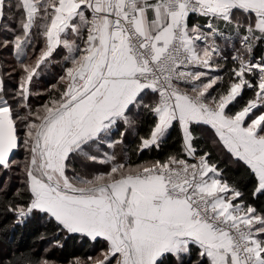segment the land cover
I'll list each match as a JSON object with an SVG mask.
<instances>
[{"label":"snow or ice","instance_id":"snow-or-ice-1","mask_svg":"<svg viewBox=\"0 0 264 264\" xmlns=\"http://www.w3.org/2000/svg\"><path fill=\"white\" fill-rule=\"evenodd\" d=\"M0 174V264H264V0H0Z\"/></svg>","mask_w":264,"mask_h":264},{"label":"trees","instance_id":"trees-1","mask_svg":"<svg viewBox=\"0 0 264 264\" xmlns=\"http://www.w3.org/2000/svg\"><path fill=\"white\" fill-rule=\"evenodd\" d=\"M7 55V54H6ZM9 59H11V57L9 56ZM57 59H59V57H57ZM58 70V69H56ZM50 77L46 76L44 78H42L41 80V85H46L49 82ZM248 95L250 96L251 93L249 92ZM173 135H175V133H173ZM174 144H170L169 147L166 150H172V148L174 147ZM216 152H218L220 154V156L222 157V163L228 164L229 163V156L224 153L221 152L220 149H215ZM164 153H157V152H152L151 154L145 152L141 158L142 159H152L155 158L157 156L163 155ZM17 159L22 158L21 156H17ZM135 159V157H133ZM238 170L236 168L235 165H232L230 167V174H237ZM5 179V175L4 174H0V183L3 182V180ZM15 179V178H14ZM35 233V228L32 226H29L27 228L24 229H20L17 228L14 232L10 231L7 234L4 233H0V243L3 247L4 250H11L12 248L18 249L22 252H27L30 249H32L33 247V235ZM19 238L17 243H10V240L13 238ZM38 247H43V245H40ZM77 251L76 247L72 246L71 244L69 245L67 251L65 253H63V255H69L72 252ZM77 254H81L80 252H77Z\"/></svg>","mask_w":264,"mask_h":264},{"label":"rangeland","instance_id":"rangeland-1","mask_svg":"<svg viewBox=\"0 0 264 264\" xmlns=\"http://www.w3.org/2000/svg\"><path fill=\"white\" fill-rule=\"evenodd\" d=\"M0 249H3L2 245L0 244Z\"/></svg>","mask_w":264,"mask_h":264}]
</instances>
